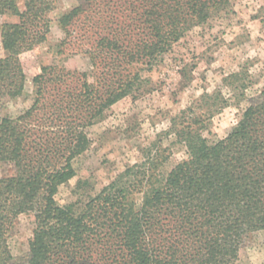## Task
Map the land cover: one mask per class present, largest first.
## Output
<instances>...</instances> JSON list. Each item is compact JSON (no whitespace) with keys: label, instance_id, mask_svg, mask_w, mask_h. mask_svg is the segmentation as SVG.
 I'll list each match as a JSON object with an SVG mask.
<instances>
[{"label":"trees","instance_id":"obj_1","mask_svg":"<svg viewBox=\"0 0 264 264\" xmlns=\"http://www.w3.org/2000/svg\"><path fill=\"white\" fill-rule=\"evenodd\" d=\"M0 0V110L23 94L20 55L50 32L49 0ZM232 0H77L58 18L57 53L84 54L91 70L42 64L30 105L0 118V264H235L246 239L264 230V86L247 99L226 136L202 133L226 99L203 93L207 106L175 115L173 132L186 157L164 173L161 138L141 148L100 191L67 205L58 187L91 143L88 131L127 96L137 98L151 71L184 33L221 13ZM63 50V51H62ZM234 75L225 78L233 85ZM243 86H240V88ZM150 90V89H149ZM184 121L186 123H184ZM33 214L28 251L13 257L8 240L19 215Z\"/></svg>","mask_w":264,"mask_h":264},{"label":"rangeland","instance_id":"obj_2","mask_svg":"<svg viewBox=\"0 0 264 264\" xmlns=\"http://www.w3.org/2000/svg\"><path fill=\"white\" fill-rule=\"evenodd\" d=\"M49 1L52 3L50 32L44 42L20 55L26 77L24 91L20 97L5 103L0 118L17 116L30 105L32 77L42 64L59 63L68 69L91 70L86 55H67L66 50L57 53L64 37L58 18L75 7L77 0ZM231 4L232 12L191 27L151 71L142 72L148 82L141 96H127L118 101L105 117L87 129L90 146L75 159V175L58 187L55 200L59 205L95 195L126 165L140 160L141 148L159 137L167 156L160 169L164 173L170 171L186 157L184 144L175 139L173 132L166 134L171 118L177 115L180 121L189 122V108L205 112L207 106L203 101L193 105L203 93L220 92L227 101L203 129V135L217 141L231 131L247 99L264 86V0H232ZM22 5L23 0L19 6L23 8ZM15 21L17 17L9 13L0 15V25ZM230 75H234L231 80L236 79L233 85L223 81ZM9 173L10 166L0 164V175ZM33 226L31 213H21L15 220L8 240L13 257L28 251ZM238 254L235 264H264V230L252 233Z\"/></svg>","mask_w":264,"mask_h":264}]
</instances>
